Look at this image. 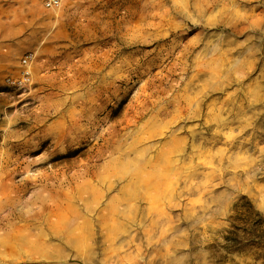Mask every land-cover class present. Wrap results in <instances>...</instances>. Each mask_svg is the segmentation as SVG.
I'll return each mask as SVG.
<instances>
[{"label": "rangeland", "instance_id": "rangeland-1", "mask_svg": "<svg viewBox=\"0 0 264 264\" xmlns=\"http://www.w3.org/2000/svg\"><path fill=\"white\" fill-rule=\"evenodd\" d=\"M45 2L0 0V264H264V0Z\"/></svg>", "mask_w": 264, "mask_h": 264}, {"label": "built area", "instance_id": "built-area-1", "mask_svg": "<svg viewBox=\"0 0 264 264\" xmlns=\"http://www.w3.org/2000/svg\"><path fill=\"white\" fill-rule=\"evenodd\" d=\"M61 0H46L45 6H48L50 8H56L59 6ZM31 54H27L21 59V71L18 76L15 77H8L6 79V82L8 85L15 87V88H20L28 85L29 80H30V59H31Z\"/></svg>", "mask_w": 264, "mask_h": 264}]
</instances>
